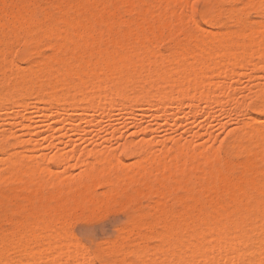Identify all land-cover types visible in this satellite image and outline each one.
<instances>
[{
	"label": "bare ground",
	"instance_id": "6f19581e",
	"mask_svg": "<svg viewBox=\"0 0 264 264\" xmlns=\"http://www.w3.org/2000/svg\"><path fill=\"white\" fill-rule=\"evenodd\" d=\"M63 1L68 3L72 13H69L63 20L61 18V23L59 22L57 24L43 26V18H47L48 12L50 11H47L46 9V11L44 9H42L44 11H39L36 8H33V6L31 7V3H28L29 5H25L24 2L23 4L20 3V0L19 2H17V0H0V110L3 108L6 110L8 105H12V107L13 105L15 106V104L17 106L22 104L26 105L29 102L27 100L29 95L33 93L40 94V100H42V102L47 103L48 105H55L56 107H60L61 105L62 107L64 105L67 106L66 103L68 105L71 104L72 107H77V105L80 103L83 104L84 102H86L85 104L87 107L89 104L94 106L96 102L95 104L91 103L94 102V100L97 101L96 98L100 99V96H102V93H100L101 91L99 89V87H101L99 85L102 83H104V85L106 84L110 89L111 95H107L108 100H114L115 102H118L119 100L123 101L125 106L128 104V107L131 105L129 103H134L139 100L141 101L142 98L147 102L148 105L151 106V103L154 104V102H160L162 104L161 106H167V104L170 105L169 103H177V101L179 102L181 100L187 99L191 103H196L198 101L200 102V100L209 101L212 99L213 93L215 92V89L213 88L215 87L212 85V89L210 88L211 86L209 87L210 89L207 88L210 84L208 82V74L212 76L213 73L219 72L218 70L220 69L215 70L219 64L221 65V63L225 62L229 64V62H231L233 65H239L240 67L244 63H248V65L251 64L252 62L250 63V61L253 57L254 59L255 57H258L259 61L263 59L262 61L264 62V28L259 25H252V27H248V29L245 26L246 30L243 29L242 26L241 28L237 29H233L234 27H225L222 31L215 33V35L217 34L221 36V39L218 40L214 38L215 36H206L204 33L200 34L201 32L199 34L195 33V35L192 34L189 31L187 24H185L183 19H181V25L179 29L181 36L174 41L175 43L172 42L174 46L166 53L158 50L157 43L159 40L161 41L162 37H164L163 35L159 34L160 32L158 33V30L160 31V29H164L170 24L164 11H166L167 8H169L170 11V6L173 4L176 6V3L179 2H181V4L177 5L180 6V9H183L184 5L187 3L186 0H96L98 2H102V7L100 6L101 8H99V4L90 7H83V5L86 3H91L92 0ZM113 1H115V4H113ZM55 2L58 3V0ZM33 3L34 2H32V4ZM260 3L261 0H253V4L256 5L258 9ZM43 7L45 8V6ZM153 7L157 8L156 10H158V12L154 13L152 10ZM123 9L131 11L135 10L142 17H144L145 23L139 22L138 20L135 22L126 20L123 21L124 19H119V13ZM176 9H178V6ZM176 9H173L172 12H174V10L177 11ZM184 9L186 8L184 7ZM242 10L244 9H241V11ZM208 12L212 19V11L208 10ZM125 13H127V11ZM181 13L187 16L188 21L190 20L188 15L184 13V10L181 11ZM176 14L182 16V14ZM226 14L227 13H225V15ZM133 16L135 17V15ZM173 19H175L174 16ZM178 20L180 21V19ZM242 20V18H236V23L240 25ZM174 21L175 20H173V22ZM231 22L234 21L232 20ZM35 34L37 35L34 37ZM35 39L37 41L42 39L50 41H54V39H64L65 43L62 42L64 46H61L62 44H60V48L66 49H68L66 46L69 47V41H75L77 43L73 44L75 45L73 47L70 45V47H72V55H70L71 53L68 52L70 53L69 55L71 57H69V60L67 59V64L64 65L62 63L63 66L61 68H57L58 70L55 71L56 73H54V71L52 72L54 75H49L51 77L48 76L49 78L47 77L46 79L43 78V81H39V75L42 73L38 74L40 71H32L33 67L32 70L29 68L31 71L17 69L13 77H8V72L6 73L7 75L5 72L10 69V67L8 68V65L10 64L12 53H14L13 51L15 49L14 47L16 46L15 44L20 41H24V43L28 45L29 42H32ZM53 43L56 45V42ZM58 46L59 45L57 44L56 47ZM68 51L70 50L68 49ZM190 51L191 53L189 54ZM66 55L67 54L65 53V56ZM56 58L59 57L56 56ZM258 58L256 61H254V59L252 61L257 63ZM59 59H61V56ZM175 59L180 60V62L177 60L179 64L176 65L177 67L173 68L174 65L171 67V65L169 66V63ZM262 61L258 63L262 65ZM50 62L51 61H49V63ZM59 62L60 61H58L57 64H59ZM256 63L254 64L256 65ZM13 64L10 66L12 67ZM216 64L217 67H215ZM16 65L12 68L15 69ZM50 65L52 64H49V66ZM49 66L45 65L44 63L41 68H38L39 70L44 71V69L49 68ZM232 67L230 66V69ZM21 68L22 67H20V69ZM50 68L53 69L51 66ZM236 68L239 69L238 67ZM228 69L229 67L227 70ZM237 69L235 71L237 72L236 74L235 72L232 74L234 69H231V73L229 72L230 70H226V72L224 71L223 73H227V78L228 74H231L230 76H238L239 72ZM12 71L13 70H11V72ZM14 72L15 71H13V73ZM210 72L212 74H210ZM2 73H4V75L7 77L1 75ZM224 75L226 76V74ZM236 76L233 78H236ZM40 77L42 78V76ZM171 82L173 83L172 86L170 85ZM167 84H169L170 88L167 87ZM224 85L225 84L223 83L221 86ZM218 86L220 85L217 84V87ZM221 86L220 88H222ZM220 88L218 87L219 91ZM224 88H222L221 91H223ZM260 89L261 88H259V90ZM227 90L229 89L227 88ZM261 91H263V89ZM225 92L227 93V91ZM225 92H221L222 95H225ZM229 93H231V91H228V95H230L231 98L232 94ZM261 100L262 102L257 104V108L264 110V92H262ZM63 103L65 104L63 105ZM81 104L80 107L82 106ZM120 104L121 103L119 102L118 105ZM124 104L123 108H128L124 107ZM155 105H158V103H155ZM121 107L122 106L120 105V110ZM125 109L122 111H127ZM11 110L12 108L10 111ZM10 111H8L9 114L11 113ZM58 116L56 115L55 117ZM249 116L250 118H253L252 120H255L254 122L258 120L255 118L256 116ZM244 130L242 132L239 131V133H243ZM248 130L249 131L246 132V134H238L237 132H233L232 134L229 133L231 135L229 137L231 149L240 152L247 151L252 154H250L251 156H253L250 158V155H248V162L246 166H244L245 171L243 176L239 179H236L235 177V180L229 177L230 175H228V171L231 168H223L222 165L224 164H222L221 160H218L219 157H216L218 156L217 153L212 152V150L210 152L209 150L211 154L209 153L203 156L199 154L202 152L204 153L205 151H202L201 153H199V151H195V154L198 153V155H194L193 153H190L191 151L189 149V143L191 142L183 144L180 140H176L174 142L172 149H174L173 152H175V155L172 156L169 161H167L169 158L166 160L163 158L165 156H161L163 159L160 157V159L157 158L158 160L154 159V163L153 161L152 163L149 162V160L152 158H150L149 155L152 156L154 151L151 154V150L148 152V149L144 151V156H142L145 157V160H147L148 157L150 159H148V161L145 163H140L138 165L135 164L136 166L134 165V167L128 169L125 168V164V167L123 166L124 169H122L123 167L119 168L123 163H120L121 161H119V159L117 161V163H120L118 168L116 166V168L110 167L109 165H116V163L112 164L111 161V164H109V162L104 159V155H102L103 153L101 152L100 154V152H98L99 157H103L106 163L104 162V165H101L100 160H97L99 161V165L96 167L95 165L89 166L90 168L87 166V173L83 174L86 178V182L82 180L75 188H65L63 185L59 184L57 180L55 181V178L52 180L47 179L48 176L46 178H41L43 174L46 175L47 172L53 171L49 170V166V169H47V165L45 166V164H43V167H46L47 169L45 173L44 168L41 165L43 162L39 164L40 162L38 163L36 160H34L32 161L33 163L25 164L23 157H17V160L15 162H13L14 160L11 161L12 164H10L11 167H17L13 176V186L9 193H5V195H3L2 199L0 200V204L2 207H4L3 215L0 216V246L2 248V246L4 247L6 244L10 245L13 243V241L16 243L14 246H16L19 254L21 253V257L19 259H16L18 257L15 258L16 264H62L61 261H56V259L59 257L56 256V246L58 247V243H61L59 246L61 248L58 247V249L61 251L58 249L57 250L59 254L64 253L62 255H65L66 252L67 254L70 253L72 247L65 248L67 245L69 246V241H67V245H64L66 244V240L65 243H63V241H57V243V238H54L55 242L58 244L57 245L51 241V239H48L49 242H46L45 239L41 238L42 235L46 233V231L42 233L43 225L41 224H44L43 221H37V216L42 211L37 213L36 210L37 208L42 207L43 211L46 210L53 212L55 214L54 216L57 214L60 218L61 215H68L72 212H74V216V214H76L75 211H72L74 209H77L76 211H78V209H87L88 211V208L90 207L95 208L104 202L106 203V201L111 198V193L105 194L106 191H104L103 194L105 195L103 197H96L93 195V189L99 183L98 177H102L104 178L103 182L110 185L111 188L116 186L118 189L123 188L124 190L125 187L131 189V191H128L125 194L127 202L128 200L134 201L141 197L147 199L156 197L158 199L155 204L153 203L156 205L153 209L157 212L155 215L153 212H151L152 210L149 211L146 208L139 210L137 217L138 219H136L135 223L133 221L132 223H134L135 227L139 228V230L145 228V231H142V235L144 237H141L149 239L150 235L152 236L153 234H156V237L163 244L159 243L162 246H158L159 250L154 254H151L149 248H140L142 246H140L139 249L134 248L133 253L136 255L137 259L132 264H264V151L260 154L262 161H260V163H255L254 161L255 156L259 158L258 149L257 151L254 150L258 147L261 149L264 146V131L262 129L259 130L253 128L251 131L250 129ZM4 135L5 139L9 137L8 134ZM51 136L54 138L55 135ZM16 139L18 141V138H15V141ZM145 141V145H148L149 141L151 140H143V142ZM130 142H133V140ZM130 142L129 146L131 144ZM141 142L139 143L140 145ZM11 143H13V141H11ZM127 144L125 146H128ZM136 145L134 146L136 147ZM217 150L213 151L217 152ZM105 151V156L106 154L111 153L110 151L108 153ZM146 152L149 153L148 157L145 154ZM6 153H8V151ZM19 153L17 152V156L22 155L25 158L27 157L24 154ZM95 153L97 152L94 151L93 154ZM95 156L97 155L95 154ZM153 156L156 157L155 155ZM166 156H168V154H166ZM59 157L55 159V162L57 159H59ZM108 157L109 156L107 155V160L110 158ZM64 158L65 157L62 156V158L60 157V160H63ZM57 161V163H61V161ZM52 174L53 172L48 173L49 176ZM83 175H81L80 179L84 178L82 177ZM1 176L4 180L5 175L2 174ZM2 177L0 178L1 180ZM220 181L224 184L228 183L230 188H227H229V190L226 188L228 191L226 192L225 190L226 193L223 198L216 200V195L212 196L216 198L215 201H208L206 197L209 194L208 191L211 190L212 192L215 189H212L213 186ZM1 182L3 184L5 183V181ZM29 184L35 185L36 187L31 188L32 190H29L27 189ZM196 185L199 187L196 188ZM107 189L108 188L105 190ZM113 190L115 191V189ZM195 190H198V195H196V197L193 195L194 192L197 193ZM58 195L63 197L64 200L58 199ZM13 197L21 198L23 201L20 202V205H17L11 201ZM112 197L114 198L116 196ZM212 197L211 199L213 200ZM205 199L210 202V204H207ZM170 200H173L172 204H170ZM119 204H121V202ZM92 210L93 209H91V211ZM98 210L103 209L101 208ZM35 213H37V216ZM48 216H50V214ZM51 216L54 217L53 215ZM73 216L72 219L75 218V216ZM30 217H32V221L31 219L29 220ZM35 217H37V219H35ZM57 217L55 219H58ZM42 219L43 218L41 217L40 220ZM60 220L62 219L60 218ZM60 220H58L59 223L61 222ZM3 221L4 223L7 222L8 225L13 226L14 228L9 230L6 227L7 230L3 231ZM49 221H51V219ZM63 221H66L65 218ZM46 223L48 224V222H45L44 230H48V227L51 225L50 224L46 226ZM61 223L68 224L65 222ZM61 223L60 225H62ZM55 224L57 223L55 222ZM53 225L54 224L51 225L52 229L54 228ZM156 225L159 227H156ZM57 227L58 229L61 228L62 231V229L66 228L67 226L62 228V226L59 227L57 225ZM122 228L121 230H123ZM3 229H5V227H3ZM54 229L53 232L55 233L56 229ZM131 229H133V227ZM198 229L199 231L197 232ZM63 231L67 232L65 229ZM131 231L132 230H126V232L124 231L125 233L123 235L121 233L122 236L120 240H118L119 242L116 240V242H112L113 240H110L111 244L108 243L109 245L106 249H104V252L110 251L113 253H129V250L131 251L132 249L127 250L128 252L126 253V245L128 241L127 238L129 236L128 233L133 234V231ZM56 233L59 232L57 231ZM68 235L69 232L67 233V238ZM130 236L132 237V235ZM48 238H50V236ZM72 238L75 239V237ZM74 239L73 242L76 244ZM146 243L148 244V242ZM166 243H168L169 246H167ZM147 244L145 245L147 246ZM61 245H64V248ZM70 245L73 246L72 244ZM11 246H13V244ZM253 246L256 248L254 247L253 249ZM73 247H75V245ZM77 247L79 248L78 244ZM77 247L72 249H75L73 253L77 252ZM5 248L8 249L10 246L4 247V249ZM53 248H55V253L53 252L48 254ZM62 249L65 252H63ZM65 249L68 250L66 251ZM81 249L82 248L79 250L81 251ZM84 249L89 248L85 247ZM152 249H154V247ZM155 249L157 248L155 247ZM222 250H224V252L227 254H231V252H233L236 254V256L238 254L239 255L236 258L232 254L235 259H225V262H223L224 258L226 257L222 255L224 253L220 252L222 254H219L224 257L222 261L220 260L221 262H217V260L213 261L215 259L213 256L212 258L214 259L211 260V255H214L215 252L218 253V251ZM73 253L71 252V254H69V256H72V258L69 259H74L73 256L77 253L74 255ZM44 254H48L49 259L46 258L47 255L45 257ZM51 255L56 256V258L53 256L52 259ZM77 255H75L77 258L74 256L76 259H78ZM90 255L92 256L91 253ZM217 255H215L216 259H221L219 257L217 258ZM60 258L62 259L65 257L61 256ZM91 258L92 257H90V260L92 261V264H94V260ZM15 259L12 260L14 261ZM51 259H55V262L52 261L53 263H50ZM125 259H122L121 261H118L119 263L114 264H127ZM10 261L11 260L5 257L4 253L3 255H0V264H11ZM65 263L69 264L67 261ZM65 263L63 262V264ZM75 264H77V262Z\"/></svg>",
	"mask_w": 264,
	"mask_h": 264
},
{
	"label": "rangeland",
	"instance_id": "374dc122",
	"mask_svg": "<svg viewBox=\"0 0 264 264\" xmlns=\"http://www.w3.org/2000/svg\"><path fill=\"white\" fill-rule=\"evenodd\" d=\"M20 1H21L20 3H22V4L24 2L25 5H29L28 3H31L30 6L31 7L33 6V8H36L39 11H44L45 9L47 11H50V12H48L47 18L46 17L43 18V21H44V22L42 21L43 26L50 25V24L53 25V24H57L59 22L61 23V21L69 13H72V10L69 8L68 3L66 1H63V0H58V3L55 2L57 0H51V1L50 0H35V1L34 0H20ZM25 1H26V3H25ZM17 2H19V0H17ZM32 2H34V3L32 4ZM41 2H43V3H41ZM92 2L86 3L87 6L85 4V5H83V7H90V6H94L96 4L97 5L99 4L98 5L99 8L102 7L101 1L98 2L96 0H92ZM96 2H98V3H96ZM248 2H249V4H253V0H243V1L242 0H237V1L236 0H210V5H209L208 10L212 11V19H213L212 21L213 22L211 23L209 28H206V29L202 28L200 30L194 29L192 27V24L189 22L190 20L188 21L187 16L182 14L183 12L181 13V11L184 10V13L186 15H188L187 10L184 9V7H183V9H180L179 5L181 4V2L176 3V6H175V4H173L172 6H170V11H169V8H167L166 11H164L166 13L167 18H168L167 20H169L170 24L168 27H166L167 29L164 28V29H160V31L158 30V33L160 32L159 34L163 35L164 37L161 38L162 42L160 40L158 41L157 49L160 50L161 52L166 53L169 49H171L174 46V44H173V43H175L174 41L178 37L181 36V32L179 30L180 25H181L180 24L181 19L184 20L185 24H187V26L189 27V31L192 34L195 35V33L199 34L201 32L200 34L204 33V34H206V36H208V35L211 37L215 36L214 38H216L218 40L221 39V36L217 35V34H216L217 35L216 36L215 33L222 31L225 27H232V28L234 27L233 29H235V28L237 29V28H241V26H242V28L246 30V27L248 29V27H252V25L253 26H258V25L261 26V17L259 15V9L257 7H255V9L247 8V7H245V8L239 7V5H247ZM52 4H54V5H52ZM113 4H115V1H113ZM177 4H179V5H177ZM43 6H45V8ZM173 6H174V8H173ZM177 6H178V9H180L181 11L176 9ZM228 6H229V8H228ZM42 9H44V10H42ZM49 9H51V10H49ZM156 9L157 8H154V7L152 8L154 13L158 12V10H156ZM173 9H176L177 11L174 10V12H175L174 13V12H172ZM241 9H244V10H242L243 12L241 11ZM167 10H168V13H167ZM122 11H124V12H122ZM122 11L119 13V16H120L119 19H121V20L124 19L123 21H125V20L126 21H135V22L137 20L139 22L145 21L144 17H142L135 10L131 11V10L123 9ZM126 11H127V13H125ZM64 12H65V14H64ZM134 12H135V14H134ZM256 12H258V13H256ZM50 13H51V16H50ZM176 13H179L180 15L182 14V16H179ZM225 13H227V14L225 15ZM175 14H176V16H175ZM133 15H135V17ZM214 15H216V16H214ZM173 16L175 19H173ZM61 18H62V20H61ZM134 18H135V20H134ZM177 18L180 19V21ZM222 18H224V19H222ZM236 18H242L243 19L242 23L240 25L236 23ZM173 20H175V21L173 22ZM218 20H219V22H218ZM232 20L234 22H231ZM224 23H227V24H224ZM169 28H171V29H169ZM174 29H175V32H174ZM37 34H35L34 37ZM35 40H33L32 42H29L28 45H26L24 43V41H20V42H18L19 44L18 43L15 44L16 46L14 47L15 48L13 51L14 53H12V58H10V64L8 65V68L10 67V69L5 72V74L8 72V77H13L14 74L16 73L17 69L18 70H24V71H31L32 67H33L32 71H34V70L40 71V73H38V74L42 73L41 75H39V81H43V78L46 79L49 75H51V76L54 75L52 72L54 71V73H56L55 71L58 70L57 68H59V67L61 68L63 66V64L64 65L67 64V59L69 60V57H71L70 55H72V47L75 46L73 44L77 43L75 41H69L68 42L69 47L66 46L70 50V51H68V49H66V48H60L61 46H64V44L62 43V42H64V39H54V41L42 39V40H39L40 42L37 40L35 41ZM58 41H59V43H58ZM53 42H56L55 43L56 45H54ZM46 43H47V45H46ZM50 44H52V45H50ZM57 44L59 45L58 46L59 49H58V47H56ZM60 44H62V45L60 46ZM70 45L72 47H70ZM35 49H37V50H35ZM68 52H70L71 54ZM65 53L67 54L66 56H68V57L65 56ZM190 53H191V51L189 52V54ZM56 56L59 58L61 56V59L56 58ZM257 58L258 57H255V59H254V57H253L250 61V63L252 62L251 64L248 65V63H246V64L244 63L240 67H239V65L238 66L233 65L231 62H229V64H227L226 62L221 63V65L219 64L218 67L216 64L215 67H217V68H215V70L220 69L221 71L218 70L219 72L213 73L212 76L208 74V79H209L208 82L211 85L209 84L207 88H209L211 86L210 88L212 89V85H213V87H215L213 89H215V92H216L218 87L220 88V86L223 83L225 85L221 86V87L222 88H224L225 86L226 87L224 88L223 91H221L222 88H220V91L218 89L219 92L218 91L216 93L214 92L212 99L209 101H203V100L201 101L200 100V102L198 101L196 103H191L187 99V100L179 101L180 103L178 101H177V103L176 102L175 103L174 102L169 103L170 105L167 104V106H165V105L161 106L162 104L160 102H154V104L151 103L152 104V106H151V105H148L147 102L142 98L141 101L140 100L137 101L139 103H137V102L129 103V104H131L129 106L130 107L129 108L128 104H126V106H125L123 101L119 100L118 102L117 101L115 102L114 100H110V99L108 100L107 95H111L110 89L106 84L104 85V83H102L101 85H99V86H101V87H99V89L101 91L100 93H102V96H100V99L96 98L97 101L94 100V102L91 103V104H95V102H96V104L94 106L87 103V104H89L87 107V105L85 104L86 102H84L83 104H85L86 106L81 104V103L80 104L82 106H85V107H82V106L80 107V104L77 105V107L76 106L72 107L71 104L68 105L67 103H66L67 106H65L64 105L65 103H63V105H64L63 107H62V105L60 107H56L55 105H50V104L48 105L47 103L42 102V100H40V98H41L40 94H37V93H33V94L29 95V97L27 99L29 102L27 101L28 103L26 105L22 104V105L17 106L15 104V106L13 105V107H12V105H8L7 108L9 110L7 108H6L7 111L5 110V108H3L4 110L3 109L0 110V178L2 177L1 176L2 174L5 175L4 180H3V177H2V180L0 179V200L2 199L3 195H5V193H9V191L11 190V188L13 186V176H14V173H15L17 167H11L10 164H12L11 161H13V160H14L13 162H15L17 160V157H23V161L25 162V164L26 163L27 164L33 163L32 161H34V160H36L38 163L40 162L39 164H41L43 162L41 164L42 167H43V164H45V166L47 165V169H49V167H50L49 170H53L52 171L53 174L51 176H49L50 174L48 175V173H52V172L49 171L46 173L47 169H46V167L45 168L43 167L46 175L43 174L44 176L42 175L41 178H43V177L46 178L47 176H48L47 179H50V180L55 178V181L57 180L58 183L63 185L65 188H68V187L75 188L77 186V184L80 183L82 180L86 182V180H85L86 178L83 174L87 173L86 169H88L89 166L95 165V167H96L97 165H99V161H97V160H100L101 165L102 164L104 165V162H105L104 159H106V161H108L109 164H111V161H112V164L116 163V165L113 164L114 166L113 165L112 166L109 165V166L110 167L116 166L117 168H118L119 164L123 162L121 164L122 166L120 165L119 168H122L123 166L125 167V165H126V167H125L126 169L134 167L135 164L138 165L140 163L141 164L145 163L151 157L153 158V160H152V158L149 160V162H151V163H152V161H153V163L155 162L154 159L155 160H158L157 158L160 159L161 156L162 157L165 156L163 158H165L166 160L169 158L167 160V161H169L171 159V157L175 155L174 154L175 152H173L174 149H172V147H173L174 142L176 140H180L183 144L191 142L192 144L189 143V146H190L189 149L191 151L190 153H193L194 155H198V153L195 154V151H197V152L199 151V153H201L202 151H205L204 153L202 152L201 154H199V155L204 156V155L209 154L212 150V152L217 153L218 156H216V155L215 156L219 157L218 160H221L222 164H224V165H222L223 168H231L228 171L229 172L228 175H230L229 177L231 179L233 178L235 180V177H236V179L241 178L244 174V171H245L244 166H246V164L248 162V155H250L251 153H249L247 151L246 152H244V151L240 152V151H235V150L231 149L229 137L231 136L230 134H232L233 132L234 133L237 132L238 134H246V132L249 131L248 129H250V131H251L252 128L253 129H259V130L262 129L264 131V110H260L257 108L258 107L257 104L259 102L260 103L262 102V100H261L262 92H264V66H263L264 62L262 61L263 59H261L259 61V58H258V62L260 63L262 61V63H263L262 65H260L258 62L256 63V62L252 61L253 59H254V61H256ZM55 59L57 60V62ZM177 60L178 59H175L174 61L172 60V62L169 63V66L171 65V67H172L174 65L173 68L177 67L176 65L179 64V62H180V60H178L179 62ZM49 61H51V62L49 63ZM58 61H60L59 64H57ZM42 62H44L45 65H48V66H49V64H52L50 66L53 67V69L50 68V66H49V68H45L44 71L39 70V68H41V66L44 65V63H42ZM11 63L12 64L14 63L15 65L17 64L15 69L12 68V67H15L14 64L12 67L10 66V65H12ZM41 63H42V65H41ZM254 63H256V65L257 64L258 65L256 66ZM230 66L231 67L236 66L239 69H237L236 67H234V68L232 67L231 69H234L232 71L230 69ZM20 67H22V68L20 69ZM228 67H229L228 70H230L229 71L230 73L232 71V74H234L233 72H235L237 69L239 72L238 73L239 75L238 76H236V75L230 76L231 74L230 75L228 74V78H227V73H223V72L224 71L226 72ZM29 68H31V70ZM224 68H226V69H224ZM49 69H50V71H49ZM11 70H13L15 72L13 73V71L11 72ZM10 72H11V74H10ZM44 72H45V74H44ZM213 72H215V71H213ZM218 73H219V75H218ZM236 73L237 72H235V74ZM210 74H212V73L210 72ZM224 74H226V76ZM1 75H4V73H2ZM6 75H4V77H7ZM10 75H12V76H10ZM40 76H42V78ZM51 76H49V77H51ZM210 76H211V78H210ZM235 76H236V78H233ZM211 81H212V83H211ZM99 83H101V82H99ZM216 83L219 84L220 86L217 87ZM169 84H167L168 88H170ZM170 85L172 86L173 83L171 82ZM214 85H216V86H214ZM227 88L229 90H227ZM259 88H261V89L259 90ZM262 89H263V91H261ZM225 91H227V93ZM228 91H231V93H229V94H232V97H231L232 100L230 98V95H228ZM221 92H225L224 93L225 95H222ZM260 95H261V97H260ZM214 97H215V100H214ZM256 97H258V98H256ZM228 99H230V100H228ZM119 102L121 103L120 105L122 106L121 110H120V105H118ZM143 102H145L146 104ZM155 103L156 104L158 103V105H155ZM123 104H124V107H128V108H126V109L123 108ZM11 108H12V110L10 111ZM124 109L127 111H122ZM8 111H10L11 113L9 114ZM248 114L251 116H254V117L256 116L255 118L258 120L260 119V120L259 121L257 120L256 122H254L255 120H252L253 118H250V116ZM56 115L57 116L59 115V116L55 117ZM41 116H43V117H41ZM55 118H57V119H55ZM245 125H246V127H245ZM248 126H250V127H248ZM251 126H252V128H251ZM243 130H244L243 133H239V131L242 132ZM4 134H8L9 137L5 139ZM12 135L14 138L12 137ZM51 135H53V136L55 135L54 138ZM15 138H18V141L19 140L20 141L18 142L16 139V141H17L16 142ZM142 139L143 140L146 139L147 141L151 140L152 142L149 141L150 145L148 144V142H147L148 145H145L146 141L143 142ZM131 140H133V142H130ZM141 140H142V142H141ZM11 141H13V143H11ZM129 142L131 143L130 146H129ZM140 142H141V145L139 144ZM136 143H137V145H136ZM126 144L128 146H125ZM134 145H136V147ZM142 145H143V148H142ZM146 146H148V147H146ZM7 147H9V148H7ZM149 147H152V148H149ZM257 149L259 151L258 152L259 158L255 156L254 161H255V163H260V161H262L260 154L264 151V146L261 149L258 147L254 151H257ZM146 150H148V152H150V150H151V154L154 151L153 155H155L156 157H154L153 155L152 156L149 155V157H150L149 158L148 157L149 153L146 152L145 154L148 157V159L146 158L147 160H145V157H143L144 156L143 154H144V151H146ZM209 150H210V152H209ZM213 150H217V152L213 151ZM7 151H8V153H6ZM92 151H93V153H94V151L97 152V153H95L97 156H95V154H93ZM104 151L106 153H108L110 151L112 153V155H111V153H108L105 156ZM192 151H194V152H192ZM17 152L18 153L20 152L19 154H24L27 157L25 158L22 155L17 156ZM98 152H100V154H101V152L103 153L102 155H104V159H103V157H101V158L99 157ZM166 154H168L169 157L166 156ZM12 155H13V159H12ZM107 155L110 157V158L108 157L110 161L107 160V158H106ZM251 155H250V158L253 157ZM4 156H5V158H4ZM8 156H10V157H8ZM59 156L61 158H62V156L65 157L63 159L64 161L60 160ZM58 157H59V159H57V160L61 161V163H57L58 162L57 160L55 162V159ZM96 157H98V158H96ZM162 157H161V159H163ZM142 158H143V160H142ZM10 159H12V160H10ZM118 159H119V161H121L120 163L119 162L117 163ZM101 160H102V162H101ZM224 160H225V163H224ZM37 162H34V163H37ZM22 165H23V163H22ZM124 167L122 169H124ZM241 173H242V175H241ZM81 175H83L82 177H84V178L80 179ZM231 175H235V176H231ZM49 177H52V178H49ZM98 178H99V183H98V185H96V187H94L93 195L96 197H103L105 194L111 193L112 196H116V197H114L115 199L111 196L112 199L109 198L106 201V203L104 202L103 204L96 206L95 207L96 209L94 207L93 208L90 207L91 209H93L92 211L90 208H88V211H87V209H78V211H76L77 209H74L72 211H75L76 214H74L75 218H73V219H72V216H73L74 212H72L68 215H63V216L61 215L60 218L62 220H60L59 215L56 214V216H54L55 214L53 212L46 211V210L43 211L42 207L37 208V210H36L37 213L40 211H42L43 213L40 212L38 214V216H37V213H35V215L38 217V219L39 218L41 219V217L43 219L38 220L37 217H35V219H37L38 222L43 221L44 224H45V222H48V224L46 223L47 224L46 226H48L50 224L51 225L54 224L53 227L59 232V233H56L57 231L53 228L55 230V233H54L51 225H50V227H48L49 228L48 230H44L45 225L41 224V225H43V232L42 233H44L46 231V233H44L42 235V237H41L42 239H45L46 242H49V240L51 239V241H53L54 243H56L57 241L58 242L63 241V243H65V240H66V244H64V245H67L69 243V246L67 245L65 248L72 247V249H73V248L77 247V244L79 245V248L77 247L78 250L76 249L77 252H75L78 255L73 253V251L75 249L74 250L71 249V252L73 253V255L75 254L78 256V259H76L77 257L75 255L74 256L76 258L73 256V258L75 260L69 259V258H72V256H69V254H71L70 250H69L70 253H68V254H67V252L65 253L67 258L65 255H62L64 253H62V254L60 253L61 255L59 254L58 247L60 246L61 243H58V242L57 243L59 245L56 243L58 245V247L56 246V249L53 248L51 250L52 252L50 251L48 254L53 253V252L55 253V250H56L57 255L56 254L55 255L57 257L59 256L56 259V261L57 260L61 261L62 264H63V262L65 263L66 261L69 262V264L71 263V261H72L71 264H73V263L75 264L76 262H77V264H79V263L80 264H86V263L92 264L90 257H92L91 259L94 260V264H114V263H119L118 261H121L122 259H125V258H126L125 261L127 262V264H132L137 259L136 255L133 253L134 248L139 249V247L142 246L140 248H143V247L149 248L151 251V254H154L155 252H157L159 250V247L162 246L160 244H163L156 237L157 235L153 234L152 235L153 237L150 235L149 239L143 238L144 236L142 234L145 231V228H142L139 230V228L135 227L134 223H135L136 219H138L137 217H138V211L139 210L146 208L149 211L152 210L151 212H153V214L155 215V213H157V212L153 209L155 208L156 205H154V204L157 202L158 199L156 197H151L148 199L141 197V198H138L134 201L128 200V202H127V198L125 197L126 196L125 194L128 191H131V189L125 187L123 190V188L118 189V188H116V186H113L111 188L110 185L105 184L103 182L104 178H102V177H98ZM1 181H3V182L5 181V183L3 184ZM100 183H101V185H100ZM2 184H3V186H2ZM196 184L199 185L198 183H196ZM216 184L213 186L212 189H214V188L215 189L212 192H211V190L208 191L209 194L206 196L208 201H215L216 198H217L216 200L223 198L225 193L230 188L228 183L224 184L220 181ZM218 184H219V187H218ZM197 185H196V188L199 187ZM35 187H36L35 185L29 184V186H27V189L32 190L31 188H35ZM227 187H229V188H227ZM106 188H108V189L105 190ZM109 188L112 190H110ZM113 189H115L117 195L115 194V191ZM117 190L119 191V193ZM225 190H226V192H225ZM104 191H106L105 194H103ZM110 191H112L113 193ZM195 191L197 193L194 192V194H193L194 197H196V195H198V190H195ZM213 192H214V195H213ZM217 193H219V194H217ZM216 195H217L216 198L212 197V196H216ZM211 197L213 198V200L211 199ZM57 198L64 200V198L61 197L60 195H58ZM123 199L125 202L123 201ZM109 200H110V202H109ZM154 200H156V201H154ZM207 200H206V203L210 204V202H208ZM11 201H13L17 205H20V202H22L23 200L21 198L13 197L11 199ZM107 202H108V204H107ZM120 202H121V204H119ZM169 202H170V204H172L173 200H170ZM104 206L107 208H105ZM150 206H153V207H150ZM176 207H175V209H176ZM40 208H41V210H40ZM101 208L103 210H98ZM208 208H209V206H208ZM205 209H207V208H205ZM0 210H1L0 211V216H1V215H3V211H4V207H2L1 204H0ZM44 212H47V213H44ZM49 214H50V216H48ZM128 214H130V215H128ZM51 215H53L54 217H52ZM152 216H150V217H152ZM56 217L58 219H55ZM31 218L32 217H30L29 220ZM47 218H48V220H47ZM64 218L66 221H63ZM50 219H51V221H49ZM54 219H55V221H54ZM58 220H60L63 223L65 222L68 224H62L60 222L62 224V225H60ZM101 220L104 221L103 225L97 226L96 222L101 221ZM31 221H32V219H31ZM132 221L134 223H132ZM55 222L57 224H55ZM57 225L59 227L62 226V228L67 226L68 228L67 227L64 228L67 232L63 231L64 229H62V231H61V228L58 229ZM131 226L133 227V229H131L132 228ZM3 227H5V229H3ZM6 227L9 230L14 228L13 226L8 225L7 222L4 223V221H3L2 222V230L6 231L7 230ZM156 227H159V226L156 225ZM121 228L125 232H126V230L127 231L132 230L133 234L137 231L134 234L136 236H134L132 233H130V234L128 233L129 236L127 238L128 241H127V245H126V253L128 252L127 250H129V249H132V250L131 251L129 250V253H127V254H125V252L124 253H113L110 251L104 252V249H106L108 247V245L111 244L110 240H113L112 242H116V241L120 240L121 236L125 233L123 230H121ZM198 231H199V229L197 230V232ZM68 232H69V235H68L69 239L67 238ZM121 233H122V235H121ZM70 234H71V236L73 234L72 237H75V239L72 238L70 236ZM116 235H117V237H116ZM130 235H132V237ZM49 236H50V238H48ZM141 236H143V237H141ZM255 236H257V235H255ZM54 238L55 239L57 238L56 242H55ZM58 238L60 239V241ZM71 238H72V240H71ZM137 238H138V240H141L143 243L141 241H138ZM73 239L76 242V244L73 242ZM130 239H131V241H130ZM135 240H137L138 242L137 241L134 242ZM67 241H69V242L67 243ZM71 242H73V243H71ZM77 242H79V243H77ZM146 242H148V244ZM155 242H157L158 244ZM12 244H13V246H11ZM12 244H10V245L6 244L4 246V247L10 246L11 249L10 248L4 249L3 246H2V248L0 246V248H1V250H0L1 254L0 255H3V253H4L5 257L8 258L9 260H11L10 261L11 264H14V262L16 264V259H19L21 257V253L19 254V251L17 250L16 246H14V244L16 245V243H14V241ZM70 244H72L73 246L75 245V247L71 246ZM103 244H105V245L107 244V245L105 246ZM145 244H147V246ZM64 245H61V246H63V248H64ZM84 245L86 248H89V249H84L85 248ZM166 245L169 246L168 243H166ZM103 246H105V247H103ZM127 246H128V248H127ZM255 246H253V249ZM12 247H14V248H12ZM151 247L152 248L154 247V249L156 247L157 249L154 250ZM59 248H61V247H59ZM80 248H82L81 251L79 250ZM137 249H135V250H137ZM65 250L67 251L68 249H65ZM86 250L88 251L89 254L87 253ZM101 250H102V252H101ZM152 250H153V253H152ZM59 251H61V250H59ZM62 251L65 252L63 249H62ZM220 252H222L226 255H224ZM90 253L92 254V256L90 255ZM100 253H102V254H100ZM219 253L222 254L226 258H224ZM235 253H237V252H235ZM48 254H44V256L46 257V255H47L46 258H48V256H49ZM232 254L236 258L239 255L238 254L236 256V254H234L233 252H231V254H227L226 252H224V250H222V251H218V253L215 252L214 255H211L210 258H211V260H213L214 258H212V256L215 257V259L213 261L217 260V262H219L220 260L222 261L224 258L223 262H225V259H228V260L229 259H235ZM8 255H10V256H8ZM215 255H217V258L219 257L221 259H216ZM51 256H52L51 258L53 259L54 255H51ZM56 256H54V258H56ZM61 256L65 257L66 259L65 258L61 259L60 258ZM10 257H12V258H10ZM16 257H18V258H16ZM230 257H232V258H230ZM12 259H15V260L13 261ZM52 259H51V261L49 260L50 263L55 262L54 261L55 259L54 260H52ZM64 259H65V261H64ZM76 260H78V261H76ZM89 260H90V262H89ZM228 260H226V261H228ZM65 264H68V263H65Z\"/></svg>",
	"mask_w": 264,
	"mask_h": 264
},
{
	"label": "snow or ice",
	"instance_id": "6c2138e0",
	"mask_svg": "<svg viewBox=\"0 0 264 264\" xmlns=\"http://www.w3.org/2000/svg\"><path fill=\"white\" fill-rule=\"evenodd\" d=\"M210 5V0H187V3L184 7L187 10L188 17L190 19V23L192 24L194 29H206L209 28L211 23L213 22L208 9ZM241 8H255L254 4L247 5H239ZM259 15L261 17V26L264 28V0H261L259 5ZM104 221L96 222L97 226L103 225Z\"/></svg>",
	"mask_w": 264,
	"mask_h": 264
}]
</instances>
